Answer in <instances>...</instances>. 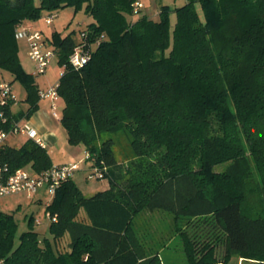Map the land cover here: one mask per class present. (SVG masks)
Here are the masks:
<instances>
[{"label": "trees", "instance_id": "obj_1", "mask_svg": "<svg viewBox=\"0 0 264 264\" xmlns=\"http://www.w3.org/2000/svg\"><path fill=\"white\" fill-rule=\"evenodd\" d=\"M39 1L0 0V71L24 85L29 104L18 115L13 102L0 105L5 128L39 107L36 77L20 60L17 26L84 8L93 18L81 31L93 47L90 60L80 69L71 65L82 43L74 33L54 32L49 48L64 68L58 92L68 142L85 147L93 174L104 173L109 188L85 197L73 178L63 182L47 208L58 218L49 225L53 241L41 240L32 216L16 246L18 223L0 211V260L162 264L161 249L180 235L187 264L233 258L264 264V0H188L173 10L162 6L158 20L143 10L134 14L137 0ZM119 135L126 140L123 163ZM0 167L3 184L19 169L40 175L53 163L46 148L29 140L19 148L0 145ZM207 216L225 237L222 257L214 240L186 232Z\"/></svg>", "mask_w": 264, "mask_h": 264}, {"label": "rangeland", "instance_id": "obj_2", "mask_svg": "<svg viewBox=\"0 0 264 264\" xmlns=\"http://www.w3.org/2000/svg\"><path fill=\"white\" fill-rule=\"evenodd\" d=\"M143 5V12L141 14H146L151 18H155L156 20L159 19V13L162 6H169L172 10L175 8H180L188 3V0H140ZM36 4L39 5L40 1L36 0ZM197 10L199 11L201 17H204V14L202 12V8L200 4L196 5ZM45 14V13H44ZM176 14H171V23L174 26L176 23ZM39 21V20H38ZM37 22V21H36ZM54 24H52L50 27L52 30H58L63 35L74 33L75 38H80V33L83 30H86L88 28V25L93 22V18L88 16L85 12V9L78 11L75 13L73 8H65L61 9L57 16L54 19ZM25 42H21L22 45V53H20V57L22 59V62L24 63V66L27 70H34L33 68V62L30 59L29 52H30V43L28 42V39L25 40ZM58 59H54L51 71L55 67L58 66ZM49 71V77L52 79H57L55 83L52 84L55 85L58 80L61 77L62 69L59 67L58 71ZM2 77L0 72V78ZM7 77V76H5ZM42 76L38 77L37 79L41 78ZM9 78V77H8ZM15 83V91L16 93H19V89L24 86L21 82H14ZM51 87V86H50ZM48 87V88H50ZM48 88L43 90H48ZM19 99H21L19 97ZM58 108V115L62 117L63 115V109L65 107V104L61 102ZM12 138L9 140L10 143L15 144L17 146H23L29 141V138L27 136H11ZM118 141V147L116 149L118 159L121 163L125 161L127 158V154H125L126 148H125V138L123 135L117 136ZM67 147H70V144L67 142ZM80 158L76 161L75 164L79 165V170L76 171L75 176L73 178L74 182L77 184L79 189L82 191L83 195L85 197H91L97 192H100L103 188L108 187L109 179L104 178L100 179L97 174H93V169L91 167L90 162L87 161V155L85 153L84 147L79 146L78 148ZM127 165V164H126ZM228 166V164L219 165L215 168L216 172H222L225 170V168ZM125 167L124 164L121 165V168ZM120 171V170H119ZM124 173V172H123ZM41 190V189H40ZM39 192V191H38ZM41 192L42 199H45L44 203L39 202L36 195L30 196L27 193H20V194H12L8 195L1 199L0 206L1 211L8 214H13L15 220L18 223V226L15 231V245H20L21 236L24 232L29 230L30 224L29 220L30 217L34 216V221L40 220L42 222V225H36L34 222V228L39 232L41 240H44L45 238L50 239L53 241V236L49 232V225L50 220L47 218V208L46 203L50 200H52V196L49 194L47 187H43ZM40 194V193H39ZM85 214L83 211H81L79 215V219L85 220ZM151 224L156 223V219H151ZM168 224L162 223L160 224V227L167 229ZM186 232L191 238H194L195 240L199 241H208V240H214L217 243V255L219 257H222L226 251V244L224 242V235L222 234L220 226L216 223L213 216H207L202 218L194 219L191 224L186 228ZM68 243L67 236L64 237L59 241V248L60 251H65ZM180 244V245H179ZM183 245V241L181 239L175 241L173 244L168 246L166 248L165 252L163 253L164 262L161 259L162 264H187L186 256L183 254V250H181ZM164 248V247H163ZM180 249L181 252L173 254L170 252L171 250H178ZM162 250V249H161ZM256 263V262H255Z\"/></svg>", "mask_w": 264, "mask_h": 264}, {"label": "built area", "instance_id": "obj_3", "mask_svg": "<svg viewBox=\"0 0 264 264\" xmlns=\"http://www.w3.org/2000/svg\"><path fill=\"white\" fill-rule=\"evenodd\" d=\"M143 8V3L140 0H137L133 5L134 14H139ZM55 17L56 15H50L46 17V24L51 25ZM16 37L28 39L30 43L29 56L35 67L34 75H44L47 72L52 60L56 57L55 52L51 48L44 47V34L41 31L34 29L32 26L21 23L17 26ZM80 38L82 39V43H80L75 48L70 61L71 65L75 69H80L90 60V55L93 50L91 44L86 41L85 34L81 33ZM101 40L102 38L100 41ZM62 69L64 68L62 67ZM62 75L63 71L61 72V76ZM58 88L59 82L51 86L46 91H39V96L41 98H51L56 101L60 97ZM0 92L2 96L0 105L5 106L8 102L16 101L12 94V88L9 83H2L0 85ZM53 110L54 114L56 115V107H54ZM7 123L8 118L3 112H0V145L4 144L10 135L22 134L28 135L30 139L34 140L38 145L45 148L44 143H42V141L38 138L37 132L35 130L22 127L18 123L7 130L5 128ZM77 170H79V165L77 164L54 166L40 175H32L25 169H19L5 183L0 184V201L2 198L12 194L27 193L30 196H34L44 186L47 187L48 192L52 196L53 200L57 189L62 185L63 182L74 178ZM96 174L100 179L104 178V173L97 172ZM52 200L46 203V208H48ZM47 218L50 220V223L58 222L57 216L51 215L48 210ZM35 223L36 225H42L40 220H36ZM0 264H4V261L0 260Z\"/></svg>", "mask_w": 264, "mask_h": 264}, {"label": "crops", "instance_id": "obj_4", "mask_svg": "<svg viewBox=\"0 0 264 264\" xmlns=\"http://www.w3.org/2000/svg\"><path fill=\"white\" fill-rule=\"evenodd\" d=\"M24 24L32 26L34 29L41 31L44 34V36H45L44 47L45 48H49L53 33L59 32L58 30H52V28L50 26L52 24H54V22L51 25H48L45 22V18H41L37 22L36 21L25 22ZM26 39L27 38H17L18 45H19V52H21V53H22L21 42L24 41L25 44H27L25 41ZM19 56H21L20 53H19ZM54 59H57V58L55 57ZM54 59L52 60L47 72L44 75H40L42 77L37 79L40 76L34 75V71H35L34 64L32 63L34 70H31V72H30V70H27L25 68L24 63L22 62V59L20 57V60H21V63H22L24 70L28 74L36 77V84H37L39 91H46L43 89H46V88L52 86V84L55 83V81L57 80V79L55 80V79H52L49 77V71H51ZM57 64L59 67H61L59 62ZM59 67L53 68V70L51 72H53V71L59 72ZM61 69H62V67H61ZM62 71H63V69H62ZM0 72L2 75V77L0 78V85L2 83H9V84L11 83L10 85L12 88V94L16 99V101H14L11 105V108H10L11 113L13 115H18L21 112H27L29 109V104L25 101L26 97H27L26 88L24 86H22V88L19 89L20 94H18V92L16 93L15 88H14L15 83L14 82L12 83L13 77L9 73L2 72V71H0ZM5 76H7V77H5ZM59 80H58V82H59ZM15 82H18V81H15ZM19 97L21 99H19ZM1 100H2V96H1V92H0V102H1ZM61 102H63L65 104L64 100L61 97H59L56 101H54L51 98H41L39 96V107H38L37 111L29 119L22 118L18 122V124L20 126L26 127L29 129H33L37 132L38 138L42 141V143H44L45 148L47 149V151L51 157L53 167L54 166H63V165L75 164L76 161L80 158V154H79V151L77 148L79 146H82V145H79V146L70 145V147H67V145H66L68 142L67 133H66V130L62 126V123H61L62 117L58 115V108H59L58 104H60ZM54 107H56V115L54 114V110H53ZM63 111H64V109H63ZM20 135H22V134L13 135V136H20ZM11 136L12 135H10L8 137V139L6 140L5 143L10 145V146L19 148L20 146H17L15 144H12L9 142V140L12 138ZM23 136H27L29 138L28 135H23ZM29 140H32V139L29 138ZM84 150L86 153L85 147H84ZM86 155H87V153H86ZM0 176H1V167H0ZM0 184H1V179H0ZM108 188H109V184H108V187L103 188L101 191L107 190ZM41 190H39V192L36 194L35 198L37 197L39 202L44 203L45 199H42L41 192H40ZM0 211H1V206H0ZM82 221H87V217H85V220L83 219ZM159 225L160 224H158V226ZM163 235H165L166 239L169 238V235H167V234H163ZM170 237L171 238H169L170 240L167 241L166 246L164 248H162V250L159 253V257L162 259L163 262H164L163 253L165 252L166 248H168V246H170L175 241L180 239V235H177V236L172 235ZM181 250H183V254L185 256L184 245H182ZM181 250L180 249L171 250L170 252L175 254V253L181 252ZM229 264H256V263L254 261L245 260L243 258H233Z\"/></svg>", "mask_w": 264, "mask_h": 264}]
</instances>
